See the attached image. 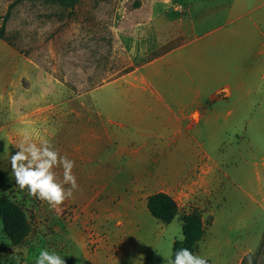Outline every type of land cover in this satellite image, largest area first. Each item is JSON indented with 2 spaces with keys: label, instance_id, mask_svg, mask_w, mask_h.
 <instances>
[{
  "label": "rangeland",
  "instance_id": "1",
  "mask_svg": "<svg viewBox=\"0 0 264 264\" xmlns=\"http://www.w3.org/2000/svg\"><path fill=\"white\" fill-rule=\"evenodd\" d=\"M16 1L0 0V29ZM232 1L82 0L73 11L18 1L0 39V196L24 209L31 233L14 246L0 220V264H174L193 210L206 234L182 264H264L262 72L247 120L212 138L169 139L153 113L139 137L97 103L127 100L128 82H113L162 55L264 18L246 15L254 0ZM158 192L180 207L171 224L147 209Z\"/></svg>",
  "mask_w": 264,
  "mask_h": 264
},
{
  "label": "crops",
  "instance_id": "2",
  "mask_svg": "<svg viewBox=\"0 0 264 264\" xmlns=\"http://www.w3.org/2000/svg\"><path fill=\"white\" fill-rule=\"evenodd\" d=\"M238 2L249 7L250 0H233L232 9ZM253 2L246 10L248 17L264 9V0ZM249 19L245 31L226 30L221 40L213 41L209 39L217 32L209 33L113 82L127 81L131 97L124 100L120 93L98 98L107 121L148 137L143 118L153 113L162 119L169 139L190 138L194 130L200 136L207 131L204 137L212 138L223 123L245 122L243 107L259 102V71L264 74V18Z\"/></svg>",
  "mask_w": 264,
  "mask_h": 264
},
{
  "label": "trees",
  "instance_id": "3",
  "mask_svg": "<svg viewBox=\"0 0 264 264\" xmlns=\"http://www.w3.org/2000/svg\"><path fill=\"white\" fill-rule=\"evenodd\" d=\"M18 1L42 2L55 5L64 10L73 11L82 0H17L10 6L5 21L0 29V39H5V27L11 16V11ZM18 186L31 189L30 182L18 180ZM147 209L151 216L163 224H171L180 214L177 201L165 192H158L147 198ZM0 220L3 232L14 246L20 245L31 233V223L24 209L16 202L0 196ZM206 229L202 216L193 210L185 216L182 222V240H176L173 245L172 260L174 264H182L184 258H192L196 254L198 243L204 238Z\"/></svg>",
  "mask_w": 264,
  "mask_h": 264
}]
</instances>
